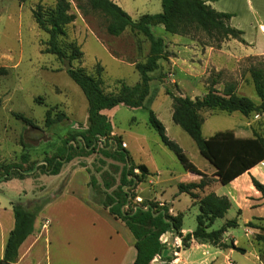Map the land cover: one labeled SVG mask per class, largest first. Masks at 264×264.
<instances>
[{
	"label": "trees",
	"instance_id": "obj_1",
	"mask_svg": "<svg viewBox=\"0 0 264 264\" xmlns=\"http://www.w3.org/2000/svg\"><path fill=\"white\" fill-rule=\"evenodd\" d=\"M77 6L84 13L91 10L101 13L107 20L106 29L110 35L119 36L126 29L143 33L150 41V52L145 61H137L135 67L140 73V81L129 85L118 81L115 91H107L104 81V67L97 65L92 73L80 64L83 62L84 52L80 45L74 41H67L66 27L73 23L77 15L71 11L69 0H57L53 6L38 3L33 8V17L38 26L45 31L49 38L45 42L44 52L55 54L61 62L69 61L71 68L66 71L71 79L81 88L88 101V115L85 124H78L77 128L68 132L62 144L55 147L50 155L45 153L42 162L31 163V155L27 150L25 136L22 137L24 152L21 163H8L0 165V181L11 178L15 173L23 177L35 173L43 168L47 173H56L60 165L73 159L77 153L87 154L104 152L113 149L126 160V173L119 189L132 188L153 173L145 163L132 161L126 148L123 146L121 136L113 133L112 123L103 112L106 109L123 104L132 108H145L149 111V122L158 132L163 144L172 150L186 171L201 176L198 181L180 182V193H186L199 205L200 213L197 216V227L186 235L182 233V213L173 215L169 208L158 207L153 202L139 203L131 206L129 196L131 190L125 192L122 203L118 204L121 193L114 190L106 193L105 207L111 215L121 219L135 236L137 257L134 264H154L155 258L166 254V245L162 237L169 231L176 232L181 238L183 246H189L193 238L204 237L209 239L223 238L230 227L238 225L237 220H228L222 227L210 230L218 218H223L231 206L226 196H219L215 192L208 193L206 189L214 180L221 184H228L236 177L247 172L250 168L264 160V137L254 129L251 138H237L232 131L218 132L210 138L203 135L204 117L202 111L220 110L228 113L240 112L245 116L264 114V66H251L249 71L253 85L260 99L256 103L250 97L237 92L236 83H228L223 90L216 87L218 80L212 78L207 92L203 96L192 98L190 96L176 95L170 90L167 94L172 98L173 120L180 125L195 141L202 156L215 168L217 179L209 176L198 168L186 155L180 145L170 139L166 128L156 113L147 106V100L152 95L151 82L153 73L160 68V60L168 56L164 38L157 36L153 28L163 26L165 32L178 35L203 34L208 45L221 48L228 39H237L246 43L244 31L234 27L231 19L234 14L216 9L208 0H162V11L157 14H143L138 19L125 11L113 0H76ZM74 62L78 66H74ZM7 73V69L0 68V76ZM41 102V98L36 99ZM16 118L25 122L27 128H37L32 119L22 113H16ZM69 117L58 106L48 108L46 112V126L51 128L60 124ZM107 156V154H104ZM140 171V175L135 170ZM124 181V182H123ZM255 187L264 197V184L252 177ZM111 187V185H108ZM204 193V194H203ZM45 203L29 206L22 201H13L15 227L10 232L6 242L2 262L14 263L18 259V250L26 238L35 232V223ZM128 204V208L123 206ZM155 213H159L155 216ZM260 239H264L261 236ZM228 245L240 252L244 248L238 247L233 241ZM163 257V256H162ZM169 262L171 255H166Z\"/></svg>",
	"mask_w": 264,
	"mask_h": 264
},
{
	"label": "rangeland",
	"instance_id": "obj_2",
	"mask_svg": "<svg viewBox=\"0 0 264 264\" xmlns=\"http://www.w3.org/2000/svg\"><path fill=\"white\" fill-rule=\"evenodd\" d=\"M56 1L0 0V60H2V57L5 58L6 55L10 54L14 56L15 61L18 59L20 61L18 66H14L15 63H10L12 69L8 74V78L1 82L0 102L5 101L4 98L6 97L5 93H1L2 87H5L9 93L7 96L8 101L0 105V126H7L8 130L6 131H8L9 140L15 139L17 144H22V137L25 136V141L28 145L27 150L31 155V163L42 162L46 156V152H49L51 155L55 147L62 144V140L68 135V132L74 131L77 128V123L82 124L80 121H77L78 119L70 117L71 115L68 114L69 110L67 111V108L65 109L69 119L60 124H55L51 128H48L44 121L36 120L38 115L46 114L48 108L54 106L56 103H62L69 106L71 108L70 111H76V106L81 107L79 106L80 99L83 100L85 97L80 87L67 74L64 62H61L56 55L41 52L40 39H45L48 35L38 28L32 10L38 3L53 6ZM69 1L71 2V11L77 15V18L66 27V40L76 41L84 52L83 62L80 65L90 73L94 71L97 65H103L105 68V80L107 81V83L105 81V88L107 91H115L119 85L118 81L121 80L130 85L136 84L141 77L135 65H131V63L146 60L150 52L151 43L149 39L143 33L133 31L130 28L126 29L119 36L110 35L106 29L107 20L101 13L90 8L84 13L78 8L76 0ZM127 1L128 9L131 11L130 15L134 19H138V16L142 14H157L162 11L161 0ZM251 33L248 32L250 38ZM155 34H161L165 39L173 37L172 34L165 32L164 27L161 25L158 26ZM183 37L195 41L196 44H200L201 47L199 46L200 49L198 51H201L203 54L207 52L206 47H210V45L206 44L207 39L203 34L194 33L192 35H184ZM257 40L259 43L263 40L260 32H258ZM213 48L214 50L220 49ZM167 54L169 56L173 54L175 59H170L167 56L160 60V68L153 73V80L151 82L152 95L147 100V106L162 121L170 139L180 145L196 166L204 169L209 162L201 155L192 137L180 125L174 122L172 117V98L167 94V90L176 95L195 98L205 94L211 79L217 78L218 83L216 87L220 90H223L224 86L228 83H235L236 81L240 85L243 82L240 94L247 95L256 103H260V99L254 85H246V74L241 79V72L238 73V80H235V74H223L219 77L214 69H208L207 73L201 78L202 84L206 87H202L201 85V87L197 88L196 92L192 94L186 93V88H180L177 75L172 76V73L186 74V71L190 69L187 68L191 63L198 60V56L197 54H192V56H186L183 60H180V52L175 53L170 48L167 50ZM249 61L254 62V65L264 66L263 56L251 57ZM73 65L78 66V63L74 62ZM0 66L2 65L0 64ZM57 67L61 71L56 70ZM37 98H41L42 101L38 102ZM73 104H75L74 107ZM59 108L62 109L61 107ZM14 112L22 113L26 117L32 118L35 121V125L38 128H42L44 132L40 133L37 129L33 128L24 130L23 128L26 126L25 122L16 118ZM86 115H88L87 109ZM202 115L205 119L203 125L204 137L210 135L215 128H231L239 120H246L240 112L230 114L220 110L214 112L202 111ZM259 115H261L260 119L263 120L264 114ZM255 116V114L250 115L253 118ZM112 122L115 130L120 133L123 146L128 151L132 161L135 163H145L152 170L153 174L150 177H146L143 182L138 183L133 188L132 186L131 188L124 187V192H121L119 184L122 167L124 166L122 162L105 157L100 153L87 154L85 152H75L77 155L69 165H72V168L81 169L80 171H86V174L80 172L76 180L80 189L83 188L84 176L87 177L90 174L95 177V186L93 185L91 192L92 200L105 210L107 209L102 206V203L105 200L106 193L111 194L114 190L120 191L121 197L119 198L120 202L117 203L118 205L122 203L124 193L131 190L132 194L129 196L131 206L139 203L153 202L160 208L164 206L169 208V213L173 215L183 213L184 217H186V226L195 224L194 217L196 212H200L199 205H192L193 199L191 196L186 193H180L178 189V182L185 178L183 165L176 154L163 144L158 132L150 124L149 111L145 108H132L123 105L112 117ZM18 130H22V132ZM8 160L12 163H21V159H14L11 156ZM135 173L140 175L138 169L135 170ZM113 178L116 179L115 182L112 181ZM65 179H62L61 182L64 183ZM149 180H152V182ZM51 181L50 178H41L39 181H35L34 179L28 181L16 180L1 186L0 196H15V193L20 194L24 189L32 190L40 183L48 184L49 186ZM108 183L112 185L109 189L107 188ZM60 188L61 185L57 183L55 193L59 192ZM82 190L77 192L81 193ZM19 194L15 197H19ZM33 194H29V199H33ZM50 197L52 196L48 197V195L45 196L43 194L42 199L36 201L29 200L27 205L31 207L36 204L45 203L46 199ZM157 198H160V200H157ZM100 208L98 207L97 210L91 206H87L85 203L72 204L68 202L51 212V215L56 217H107L106 214L100 211ZM123 208L127 209L128 204L123 206ZM220 222L221 219H217L213 228H219ZM241 233L242 231H240Z\"/></svg>",
	"mask_w": 264,
	"mask_h": 264
},
{
	"label": "crops",
	"instance_id": "obj_3",
	"mask_svg": "<svg viewBox=\"0 0 264 264\" xmlns=\"http://www.w3.org/2000/svg\"><path fill=\"white\" fill-rule=\"evenodd\" d=\"M113 1L131 14V11L128 9L127 0ZM208 2L220 11L234 14L231 19V24L244 31L243 37L246 43H242L237 39H228L220 49L214 50L212 46H207V52L203 54L201 51H198L201 47L200 44H196L195 41L182 35L174 34L173 37L165 39L163 35L159 34L157 36L164 38L167 50L170 48L175 53L180 52V60H183L186 56H192V54H197L198 56V60L191 63L187 68L190 69L186 71V74H176L174 72L172 76L177 75L180 88H186V93L190 94L196 92L197 88L201 87V85L202 87H206L202 84L201 78L207 73L208 69H214L219 77L223 74L230 75L233 73L235 74V80H238L237 75L241 72L240 78L242 79L243 75L246 74V85H252L253 81L251 74H249V69L254 65V62L249 60L251 57H264V42H262L264 41V0H208ZM38 28L42 30L39 26ZM157 28H153V31L155 32ZM248 32H252L251 38L248 36ZM258 32L263 37L260 43L257 40ZM48 38L49 36L45 39H40L42 53H46L44 49L45 42ZM112 55L115 57L114 54ZM169 58L175 59L173 54ZM1 59L0 64L2 66L0 68H6L7 73L0 76V87L1 82L7 80L8 74L12 69L10 63H15L14 66H18L20 62L19 59L15 61L14 56L10 54ZM135 63L133 62L131 65H135ZM56 70H60V68L57 67ZM103 77L104 81H106L105 68ZM235 83L237 84L236 81ZM242 86L243 82L240 85L237 84V92L239 94ZM1 93H5L7 97L9 92L6 91L5 87H2ZM6 97L4 98L5 101H3L5 103L8 101V97ZM85 98L86 96L83 100L80 99L79 106L81 107L76 106V111H70L71 108L62 103H56L54 106L61 107L66 113L69 110L68 114L71 115L70 117L78 119L77 121L85 124L87 120L86 109L88 110V101L86 103L87 98L86 100ZM3 102H0V105ZM122 106L123 104H120L113 109L103 111L112 123L113 133L118 136L121 135L115 130L112 117ZM65 108H67V111ZM79 108L81 109L79 110ZM211 111L214 112L216 110ZM15 114L14 112V116ZM243 116L246 119L245 121L241 119V121L236 122L231 128H215L206 138H210L216 133L224 131H232L237 138H251L254 136V129L264 137V119H260L261 115L256 114L255 118ZM33 118L35 117L33 116ZM36 120L44 121L46 125V114L38 115ZM6 130H8L6 125L0 126V165L12 163L8 160L10 156L14 159H21L24 151L22 144H17L15 139L9 140L8 131ZM22 130L18 131L22 132ZM98 153L103 156L107 154L105 157L112 158L124 164L120 178L121 184L126 173L125 158L109 148L103 153ZM72 160L63 162L56 173H47L40 166L33 174L21 177L18 173H15L11 178L0 181L1 187L4 184H9L16 180L28 181L34 179L35 181H39L41 178H50L52 180L49 186L48 184L36 183L39 186L36 185L32 190L24 189L20 194L15 193L16 195L19 194V197H15V194V196H0V264H2L4 258L5 246L9 234L15 227L12 202L19 200L27 204L29 200L36 201L42 199L43 194L45 196L48 195V197L51 195L52 197L46 199L44 207L36 220L35 232L29 235L22 243L18 250V259L13 264H134L137 257L135 236L124 221L114 217L108 210L93 202L91 192L93 185L95 186V177L87 172L88 176H84L83 190L80 189L76 180L80 172L86 174V171H80L81 169H75V167L72 168V165H69ZM199 169L217 179V176L214 175L216 168L210 162L207 163L204 169ZM150 171L152 172L151 169ZM184 177L178 184L180 182L198 181L201 179V176L198 174L186 170ZM252 177H255L264 184V160L228 184H221L219 181L214 180L205 192L213 191L219 196L228 197L231 206L223 218H218L221 219L219 228L228 220H237L238 225L236 227L228 228L223 238L220 239L193 238L189 246H183L181 238L177 236L175 237V246H172L168 241L166 245L167 253L162 254L163 257L160 255L156 257L160 259L161 264L168 263L165 259L166 255H171L169 262H172V264H264V239H260L261 236H264V197L255 187ZM62 179H65L64 183L61 182ZM115 180V178L112 179L114 182ZM149 181L152 182V180ZM57 183L61 185V188L59 192L55 193ZM108 185H111V183H108ZM107 188L109 189L111 187L108 186ZM79 190H82L81 193L77 192ZM29 194L34 195L33 199H29ZM157 200H160V198H157ZM68 202L72 204L85 203L87 206H91L97 210L98 207H101V210H99L106 214L107 217H56L51 215V212ZM192 205H196L194 200H192ZM199 213H195V224L189 226H186V217L182 213V233L184 235L196 229ZM216 221L210 230L215 229L213 227ZM240 231H242L241 234ZM229 241H233L236 246L244 248L245 252L243 253L230 247L228 245Z\"/></svg>",
	"mask_w": 264,
	"mask_h": 264
},
{
	"label": "water",
	"instance_id": "obj_4",
	"mask_svg": "<svg viewBox=\"0 0 264 264\" xmlns=\"http://www.w3.org/2000/svg\"><path fill=\"white\" fill-rule=\"evenodd\" d=\"M64 67H65V70L68 71L71 68L70 62L69 61H64ZM158 214L159 213H155L154 215L157 216ZM164 237H166L168 239V241L170 242V244L172 246H175V244H176V240H175L176 238L175 237H177V233L176 232H173V233L171 231L167 232L164 235ZM160 263H161L160 259H156L154 261V264H160ZM2 264H13V263L4 261V262H2Z\"/></svg>",
	"mask_w": 264,
	"mask_h": 264
},
{
	"label": "built area",
	"instance_id": "obj_5",
	"mask_svg": "<svg viewBox=\"0 0 264 264\" xmlns=\"http://www.w3.org/2000/svg\"><path fill=\"white\" fill-rule=\"evenodd\" d=\"M162 241L164 242V243H167L168 242V239L166 238V237H162ZM157 258H155V260H156ZM161 264V263H160ZM167 264H172V262H168Z\"/></svg>",
	"mask_w": 264,
	"mask_h": 264
},
{
	"label": "flooded vegetation",
	"instance_id": "obj_6",
	"mask_svg": "<svg viewBox=\"0 0 264 264\" xmlns=\"http://www.w3.org/2000/svg\"><path fill=\"white\" fill-rule=\"evenodd\" d=\"M33 129H37V131L40 132V133L44 132V130H43L42 128H38V127H37V128H33ZM36 135H37V134H36Z\"/></svg>",
	"mask_w": 264,
	"mask_h": 264
}]
</instances>
